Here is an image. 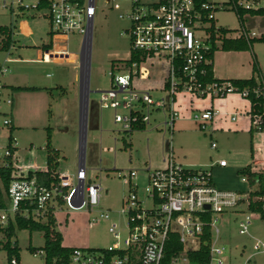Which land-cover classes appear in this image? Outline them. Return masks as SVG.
<instances>
[{"label":"rangeland","instance_id":"rangeland-1","mask_svg":"<svg viewBox=\"0 0 264 264\" xmlns=\"http://www.w3.org/2000/svg\"><path fill=\"white\" fill-rule=\"evenodd\" d=\"M3 1L9 3L12 0H0V25L12 27L14 44L8 51L0 49V65L8 69L4 75H0V81L10 86L41 87L38 90L7 87L6 91L10 93L13 102L3 106V109L11 114L15 126L12 135L17 149L13 160L16 158V166H24L25 170H43L46 167V129L51 127V142L60 151L55 171L75 176L80 164V68L73 63L60 65L40 59L41 45L50 37L47 8L23 12L16 4H12L13 8L4 6ZM119 13L125 14L126 9L105 10L98 4L91 33L84 168L87 180L102 186V198L92 211L85 207L71 208L65 202H55L56 229L62 233V244L65 246L104 248L114 243L108 231L110 221L101 220L90 227L88 220L108 208L113 211L119 209L121 197L126 196L129 190L126 179L118 176L120 171H138V179L133 178L132 182L138 183L140 189L143 186V171L148 166H163L162 159L171 152L170 149L186 165L210 166L211 180L220 189L246 194L256 188L250 186L246 179L242 181V176L237 174L250 158V114L245 111L249 110V103L237 94H229L226 99H212L210 96L199 97L177 92L174 108L178 116L173 130L164 123L168 119L166 109L150 110L149 121L144 127L124 132L122 126L113 121V110L100 107L99 91L111 87L110 71L114 74L121 71L122 68L117 66L123 61L117 60H127L130 55V22L127 17L120 18ZM214 22L227 29L230 37L243 28L233 10L218 11ZM245 24V33L249 34L254 24L247 19ZM81 38L79 34H53V41L60 44L59 48L67 49L76 56L80 51ZM253 53L261 68L264 84V41H255L247 51H216L215 74L248 77L251 75ZM143 65L149 69L150 74L145 78L133 76V87L139 91H149L154 99L163 97L169 100L167 91L162 90L168 74L166 58L156 54ZM61 87L66 92L63 93ZM210 106L222 111H237L239 114L234 121L229 117L214 118L202 129L193 120V116ZM144 111L147 113L146 109ZM129 141L131 147L127 143ZM212 141L216 143V148L211 146ZM3 144L4 138L0 140V145ZM263 148L264 136H261L257 149L262 151ZM2 154L3 150H0V165L3 162ZM220 159H225L227 166L215 164ZM245 216L250 217L248 233L240 234L239 221L245 219ZM112 219L122 222V218L115 212ZM216 226L220 232L215 235L212 229L211 242L223 248V253L218 256L222 259L221 264H264V253L254 248L255 239L264 237V220L247 209L246 201L219 215ZM2 237L0 231V241ZM12 240H16L19 247V264H44L43 254L32 252L28 247L30 244L42 246L43 232L15 229ZM197 246V241H186L181 253L172 259V264H197L186 258V252ZM6 261V252L0 247V264ZM209 264L220 263L212 259Z\"/></svg>","mask_w":264,"mask_h":264},{"label":"built area","instance_id":"built-area-1","mask_svg":"<svg viewBox=\"0 0 264 264\" xmlns=\"http://www.w3.org/2000/svg\"><path fill=\"white\" fill-rule=\"evenodd\" d=\"M12 4H16L23 12L47 8L51 39L53 34H79L82 36L80 51L91 36L98 4L105 10L126 9L125 14L119 13L118 16L129 19L130 55L132 52L138 53L139 61H123L117 66L122 68L117 74L111 70V87L99 91L98 101L101 108L113 110V121L120 124L124 132L144 127L149 121L148 112L158 109L168 111L165 124L170 128L178 116L174 108L177 92L199 97L210 96L212 99L237 94L249 103L251 124L260 127L264 123V104L261 113L251 114L249 98V94L253 93L264 99V85L262 88L255 86L249 89L240 88L226 80L205 81L212 47L220 44L218 37L222 26L215 25V13L229 10L236 12L243 28L231 37L264 36V24L260 28L261 23H264V14L258 13L264 8V0L3 1L4 6L13 8ZM246 19L254 24L249 34L245 33ZM225 36L229 37V31ZM80 51L76 56L67 49L59 48L51 40L40 51L39 56L46 63H73L79 67ZM156 54L164 56L168 61V74L162 90L167 91L169 100L163 97L154 99L149 91L136 90L132 85L133 76H149L150 71L143 63ZM7 71L6 67L0 65V75ZM6 90L7 86L0 81V140L5 139V144L0 145V150H3L1 165L11 164L16 169V174L7 185V204L0 208V228H5L9 220L14 221L16 216L45 221L49 212L55 215V202H65L68 207H85L92 211L101 201L102 186L87 180L85 168H79L75 176L56 173L59 180L47 186L36 176H27V172L32 169L25 170L24 166H16L17 159L13 158L17 147L12 135L14 129L11 114L3 109V106L11 105L13 101ZM215 113L210 107L194 114L193 120L200 128L205 129L206 123L214 119ZM211 146L216 148V143L212 141ZM216 164L226 166L227 162L220 159ZM45 169L46 167L43 170ZM143 174V186L139 189V184L132 182L133 178L138 179V171H120L118 176L126 179L129 190L121 198L119 209L113 211L108 208L88 220L90 227L101 220L110 221L108 231L112 234L114 243L104 248L74 247L68 264H161L170 233L178 235L182 246L190 240L191 243L197 241L198 248L206 226L211 233V260L215 259L221 264L222 259L218 256L223 253V248L212 245V229L214 228L215 235H219L220 231L216 226L219 215L235 209L243 201L248 204L249 192L243 194L216 187L211 180L210 166L183 164L171 152L165 156L163 166H148ZM245 179L242 177V181ZM113 212L122 218V222L112 219ZM249 223V216L239 221L240 234L248 233ZM254 248L264 253V237L255 239ZM39 253L45 256L43 250ZM5 264L19 262L12 258Z\"/></svg>","mask_w":264,"mask_h":264},{"label":"trees","instance_id":"trees-1","mask_svg":"<svg viewBox=\"0 0 264 264\" xmlns=\"http://www.w3.org/2000/svg\"><path fill=\"white\" fill-rule=\"evenodd\" d=\"M259 14H264V8L259 10ZM228 32L227 29L221 27L219 30V46H213L212 51L209 55L210 63L207 64V75L205 81L212 82L217 80L230 81L233 85L240 88L252 89L255 86L260 88L263 87L262 74L259 68V64L256 58L252 61V72L253 75L249 78H227L220 79L215 78L213 75V56L216 50H249L253 43L257 40L264 41V36L260 37H247L245 35H240L239 37H227L225 34ZM13 30L9 25H0V49L3 51H8L14 44ZM214 39V36H212ZM134 60L139 61L138 53L132 52L127 60H117L132 62ZM20 90H38L41 87L37 86H17ZM251 98V109L250 113H261L263 111L264 99L262 96H256L253 93L249 94ZM264 119V115H263ZM51 127L46 129V143L44 146L46 152V169L45 170H29L27 176H36L39 181L45 182V185L49 186L51 182H57L56 168L58 166V151L51 145ZM14 129V126H12ZM132 132V131H131ZM255 132H264V123L260 127H254L252 124L249 128L250 133V154L253 152L252 136ZM130 146V144L128 143ZM9 159V158H8ZM16 174V169L11 165L0 166V208H4L7 204L6 190L7 185L11 178ZM237 174L245 177L250 186H256L254 190L249 191V202L247 204V209L250 212L257 213L261 219L264 220V174L258 171H253L251 169V164H246L241 167ZM254 197H259V199H253ZM15 229H28L30 232L41 231L43 232L44 243L40 247L28 246L32 252L43 250L45 253L44 263L45 264H68L70 254L74 247L76 246H65L62 244L63 236L61 232L56 229V218L52 212H49L47 219L45 221H37L31 218L25 219L20 216H16L15 220H9L8 225L5 228H0L3 233L2 240L0 241L1 248L6 252V259L9 262L12 258H15L19 262V247L16 240H12L15 235ZM211 238L210 228L206 226L204 228L203 234L201 236V243L197 249L188 250L186 252V258L191 263L197 264H209L211 261V255L209 251V241ZM183 246L179 241L178 235L176 233H170L169 239L165 245L164 257L161 264H171L172 259L176 258L182 251Z\"/></svg>","mask_w":264,"mask_h":264},{"label":"crops","instance_id":"crops-1","mask_svg":"<svg viewBox=\"0 0 264 264\" xmlns=\"http://www.w3.org/2000/svg\"><path fill=\"white\" fill-rule=\"evenodd\" d=\"M3 25H5V24H3ZM50 35V34H49ZM51 40H53V39H51V36L50 37H47L46 39H45V43H43L42 45H41V49H40V51L44 48V47H46V46H48L49 45V43L51 42ZM55 44L57 45V46H59L60 44H58V43H56L55 42ZM219 46V45H218ZM252 47V46H251ZM40 51H39V53H40ZM216 51H218V50H216ZM215 51V52H216ZM221 51H224V50H221ZM242 51H247V50H242ZM215 52H214V55H215ZM224 52H241V51H235V50H229V51H224ZM256 58V56H255V54L253 53L252 54V60H251V75H249L248 77H241V76H217L216 74H215V69H214V56H213V75H214V77L215 78H220V79H227V78H249V77H251L252 75H253V72H252V61H253V58ZM257 60V59H256ZM258 62V61H257ZM64 64H66V63H63V65ZM69 64H71V63H69ZM259 64V63H258ZM60 65H62V64H60ZM259 68H260V66H259ZM260 70H261V68H260ZM261 74H262V72H261ZM8 88H10V89H13V88H16L17 86H10V85H6ZM58 87H60V85L58 86ZM17 89V88H16ZM61 90H62V92L64 93V92H66V90H65V88H63V87H61ZM224 99H226V98H224ZM214 111H216V113H215V116H214V118H217V117H229L231 120H235V117H237L238 116V112L237 111H232V112H229V111H226V109H224V111H222V110H220L219 108H215V107H213V106H210ZM245 111H247V113H248V109L247 110H245ZM235 113H236V115H235ZM176 120V119H175ZM175 120L173 121V124L171 125V127H170V129H172L173 130V127H174V123H175ZM167 120H165V122H166ZM164 122V123H165ZM249 125H251V121H250V124ZM14 126V125H13ZM14 128H15V126H14ZM142 128V127H141ZM169 128V127H168ZM249 128H250V126H249ZM249 135H250V133H249ZM261 136H264V132H255L254 134H253V136H252V144H253V152H252V154H250L251 152H250V144H249V156H250V158H249V161H248V163H246V164H251V169L253 170V171H258V172H261L262 174H264V148H263V150L262 151H260L259 149H257V143H258V140H259V138L261 137ZM52 137V136H51ZM50 141H51V139H50ZM250 141H251V138H250ZM45 143H46V136H45ZM127 143H129L130 144V147H131V145H132V143H131V141H129V142H127ZM51 145L58 151V156L60 155V151H59V149L57 148V147H55L53 144H52V142H51ZM45 146V145H44ZM170 151H171V153L173 154V156H174V158L177 160V161H179V162H181V163H183L182 161H180V160H178L177 159V157H175V155H174V152H173V150L172 149H170ZM165 158V157H164ZM164 158L162 159V163H163V165H164ZM217 162V161H216ZM216 162H215V164H216ZM183 164H186V163H183ZM245 164V165H246ZM218 165V164H217ZM244 165V166H245ZM199 166V165H198ZM227 166V165H226ZM221 167H225V166H221ZM122 198V197H121ZM121 200V199H120ZM62 234V233H61ZM171 264H172V262H171Z\"/></svg>","mask_w":264,"mask_h":264},{"label":"water","instance_id":"water-1","mask_svg":"<svg viewBox=\"0 0 264 264\" xmlns=\"http://www.w3.org/2000/svg\"><path fill=\"white\" fill-rule=\"evenodd\" d=\"M79 125H80V164L84 168L87 110L89 95V73L91 61V36L80 51Z\"/></svg>","mask_w":264,"mask_h":264}]
</instances>
